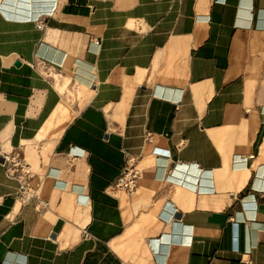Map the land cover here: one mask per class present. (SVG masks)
Returning a JSON list of instances; mask_svg holds the SVG:
<instances>
[{"label":"crops","instance_id":"0c3cea01","mask_svg":"<svg viewBox=\"0 0 264 264\" xmlns=\"http://www.w3.org/2000/svg\"><path fill=\"white\" fill-rule=\"evenodd\" d=\"M16 152L0 264H264V0H0Z\"/></svg>","mask_w":264,"mask_h":264},{"label":"built area","instance_id":"2783aa9c","mask_svg":"<svg viewBox=\"0 0 264 264\" xmlns=\"http://www.w3.org/2000/svg\"><path fill=\"white\" fill-rule=\"evenodd\" d=\"M159 149H155V152ZM3 165L6 166V174L8 177L17 179L21 185L20 199L25 202L28 198L33 197L32 193L27 191L28 181L31 175V169L29 163L25 160V157L19 152L2 154L0 157ZM139 177V171L133 166L126 165L123 174L116 181L115 188L122 189L126 192H133L137 186V179Z\"/></svg>","mask_w":264,"mask_h":264},{"label":"rangeland","instance_id":"374dc122","mask_svg":"<svg viewBox=\"0 0 264 264\" xmlns=\"http://www.w3.org/2000/svg\"><path fill=\"white\" fill-rule=\"evenodd\" d=\"M27 161V160H26ZM28 162V161H27Z\"/></svg>","mask_w":264,"mask_h":264}]
</instances>
